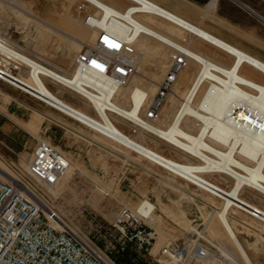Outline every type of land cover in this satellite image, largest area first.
<instances>
[{"label": "rangeland", "instance_id": "1", "mask_svg": "<svg viewBox=\"0 0 264 264\" xmlns=\"http://www.w3.org/2000/svg\"><path fill=\"white\" fill-rule=\"evenodd\" d=\"M116 1L119 4L122 2V6L128 4L125 0ZM155 1L264 60V0L223 1L222 12L227 14L229 19L236 23V26L230 25L225 19L218 16L214 12L216 9L213 11L208 5L205 8L194 0ZM70 3L73 5L71 6ZM80 7L82 10H79ZM67 8L72 12L75 25L69 22ZM95 13L96 10L83 0H0V34L16 41L24 48L25 53L33 55L39 60H44L48 66L60 72L69 74L74 70L77 55L82 50L94 45L95 41L90 39L83 42L80 29L87 15ZM59 14H63L62 17ZM72 26L76 29L71 28ZM84 26L88 31L91 30L87 25L84 24ZM188 39L200 49L216 51L206 43L199 44V41L192 36H189ZM147 41L154 52L152 50L150 54L144 53L140 47L137 48L140 56V70L136 79H142L141 87L151 92L150 80H155L158 85L168 68L162 67L153 57L157 52L159 55L161 51L160 55H165V57L167 55V60L171 62L169 56L171 52H169L168 47H164L154 40L149 39ZM78 49L80 50L78 51ZM216 52L226 61L229 60L222 52ZM0 65L13 70V73L19 76L28 75L29 69L26 66L19 65L20 67L14 70L13 64H9L1 58ZM188 67L183 69L178 76L177 83H179L177 86L179 88L174 85L173 91L169 94L161 110L160 120L155 123L156 125L164 124L163 126H166V123L168 125L179 108L181 99L178 96H181L182 92H177V96L174 91L186 89L189 85L188 79L192 78L197 71V67L193 68L188 71L189 77L184 78L183 72ZM252 71L257 80L264 81V76L254 69ZM145 78L147 80H144ZM48 85L51 90L68 103L92 116H96L93 107L83 96L74 94L59 85L51 83ZM0 91L13 98V100H8L0 92V163L5 168L7 167L11 174L24 175L31 185L46 195L45 189L25 175L27 169L25 163L30 160L38 141H51L53 146H56L78 167L69 179L62 178L56 187L58 192L56 207L71 224L90 237H95L104 249L113 251V256H118L114 240V238L117 240L118 237L112 227L114 218L123 206L135 209L143 200L153 203L156 206L153 215L160 216L154 225L149 221L157 233V240L152 250V255L157 260L160 259L158 255L163 246L173 242L181 244L186 236L192 232V227L205 230L206 237L218 249L220 245H227L228 248L235 251V248L229 244L228 237L222 233L221 227L220 231L217 229V212L206 205V202H210L209 197H211L207 192L136 153L103 138L87 126L2 80H0ZM121 101L127 103L123 98ZM13 112L17 114H12ZM2 114L11 118L14 123L10 124ZM190 120L193 121L188 119L186 127L191 132L195 129L193 130L195 133L198 127L194 126V121L191 122ZM116 123L125 133L165 156L171 157L176 153L179 154L170 146L147 136L140 130L133 133V128L123 122L116 121ZM77 131L112 149H121L125 159L89 142L79 136ZM211 178L219 179L223 188L228 189L232 185L230 180L219 175H214ZM167 182L178 186L180 189L172 187ZM103 188L107 189L110 194L105 195L101 191ZM187 193H194L198 199H192ZM243 197L264 209V196L260 193L244 191ZM216 202L218 206L221 205L220 199H216ZM234 217L251 221L264 232V224L248 214L241 213L234 215ZM240 237H243L241 240L246 247V239L251 242L256 241L251 235L244 234ZM259 243L264 245L262 241ZM130 250L133 251L132 248ZM248 252L255 264H264V251L258 255L250 250ZM137 256L145 264L151 260L147 255Z\"/></svg>", "mask_w": 264, "mask_h": 264}, {"label": "bare ground", "instance_id": "2", "mask_svg": "<svg viewBox=\"0 0 264 264\" xmlns=\"http://www.w3.org/2000/svg\"><path fill=\"white\" fill-rule=\"evenodd\" d=\"M83 1L96 10L95 14H88L86 19H83L84 23L80 29L83 42L87 39L96 42L101 32L112 33L127 38L133 42L136 49L140 47L142 52L150 54L152 50L154 52V49L147 40L151 39L169 49L176 47L188 56L189 67L183 72L184 78L189 77L188 71L197 67L194 76L188 79V87L182 91L179 89L174 91L177 96V92H182V95L178 96L181 103L179 102L180 106L174 115L172 114V120L168 125L166 123V126H163L164 124L146 126L138 121L139 116L145 113L147 105L156 95H153L155 91L157 92L158 87L155 80H150L151 92L141 87L142 79H136V76L126 86L116 90L112 89L107 93L102 92V95L99 96L81 91L96 113V116H92L65 101L48 85L51 83L64 88L71 87L70 84L74 82L73 78H75V82L79 78L76 69L70 73L71 76H68L67 72L63 73L44 65L39 59L30 57L13 47L8 43L9 41L3 40L0 34V58L9 64L25 65L29 69L28 75L22 77L12 74L8 68L0 65V70L6 73L1 77V80L26 94L37 97L52 108L92 129L103 138L136 153L207 192L211 197H209L210 202H206V205L217 212V229L220 231L221 227L222 233L228 237L229 244L235 248L234 251L227 245H220V254L236 264H255L248 250L253 251L255 255L264 251V245L259 243L262 241L264 244V232L253 222L238 219L234 215L241 213L249 215L253 209L264 213L262 207L243 197L244 191L255 192L258 189L264 193V138L255 134V110L264 116V81L257 80L252 71L254 69L264 76V60L155 0H125L128 4L124 6L121 5V1L119 4L116 0ZM217 3L218 0H210L207 5L214 11ZM70 5L73 4L70 3ZM66 12L70 24L75 25L70 9L67 8ZM62 15L60 16L62 17ZM84 24L91 30L88 31ZM77 28L79 29V26ZM41 35L43 34L41 33ZM189 36L198 40L199 44L206 43L216 51L222 52L229 60L226 61L216 51L200 49L189 41ZM160 52L159 55L157 52L153 58L162 67H169L170 60H167V55L166 57L160 55ZM66 55L68 56V54ZM41 61L44 60L41 59ZM64 63L66 64V62ZM81 78L93 82V87L102 91L103 84L99 81L86 74ZM176 83L177 86L179 82ZM177 87L179 88V86ZM6 98L9 100L8 97ZM122 98L126 100V104L121 101ZM234 111H236L235 114H233ZM188 119L194 121V126L198 127L197 132L193 133L195 129L191 132L186 127ZM116 121H121L170 146L183 155L187 162L167 157L136 140L125 133ZM244 122H247V125H244ZM76 133L89 142L125 159L121 149H112L83 135L82 132L77 131ZM45 141L51 144V141ZM70 161L71 166L65 179H69L73 171L78 168L72 160ZM25 164L28 165L27 162ZM0 174L3 176L11 174L2 163H0ZM214 175L230 180L232 185L228 189L223 188L210 180ZM168 184L180 189L174 184ZM58 185L50 189V192L55 196L58 193L56 191ZM101 191L105 195L110 194L105 188ZM190 197L194 200L198 199L195 195ZM216 199L221 200L220 206L217 205ZM149 204L151 209H156L153 203L149 202ZM139 206L140 204L135 209H138ZM159 217L152 215L149 219L150 223L154 225ZM194 229L195 227H192V230ZM244 234L254 236L256 239L252 242L248 239L245 240L248 249L241 240L243 237H240ZM174 263V260L168 261V264Z\"/></svg>", "mask_w": 264, "mask_h": 264}, {"label": "built area", "instance_id": "3", "mask_svg": "<svg viewBox=\"0 0 264 264\" xmlns=\"http://www.w3.org/2000/svg\"><path fill=\"white\" fill-rule=\"evenodd\" d=\"M170 51L167 72L158 83L156 95L145 113L138 118L143 125L150 126L160 120L161 109L178 76L188 66L185 53L176 47H171ZM14 66L19 68L18 64ZM74 69L79 78L76 82L73 78L71 87L66 88L80 96H84L81 91L99 96L102 92L126 86L139 73L140 56L132 41L101 32L93 46L77 55ZM85 74L102 83V91L93 87V82L81 78ZM4 75L6 73L0 70V79ZM67 75L71 76L70 73ZM136 132L133 128V133ZM255 134L264 138V116L257 110ZM70 166V159L57 147L38 141L25 175L45 189L46 195L22 174H0V264H121L118 258L125 254L130 264H145L137 255L149 256L148 264H168L173 260L174 264H236L224 258L206 237L205 230H199V227H195L181 244L173 242L163 246L157 260L152 255L157 233L148 223L155 209L149 207L148 200H143L138 209L123 206L114 218L112 227L118 237L117 240L114 238L118 256H113V251L104 249L95 237L71 224L55 205L57 197L50 189L60 183ZM256 191L264 195L258 189ZM249 215L264 224V213L260 210L253 209Z\"/></svg>", "mask_w": 264, "mask_h": 264}, {"label": "crops", "instance_id": "4", "mask_svg": "<svg viewBox=\"0 0 264 264\" xmlns=\"http://www.w3.org/2000/svg\"><path fill=\"white\" fill-rule=\"evenodd\" d=\"M195 2H197L198 4H200V5H203V6H205V8H206V5L208 4V2L210 1V0H194ZM223 1H225V0H218V3H217V7H216V10L214 11V12H216L217 14H218V16H220V17H222L223 19H225L230 25H233V26H236L235 24L236 23H234V22H232V20L231 19H229V17H228V15L227 14H225V13H223L222 12V10H223ZM213 12V13H214ZM1 38L3 39V40H5V41H9L8 43H10L13 47H15L16 49H18L19 51H21V52H24L25 53V50H24V48L21 46V45H19L16 41H14V40H10V38H5L4 36H2L1 35ZM22 48V49H21ZM27 54V53H26ZM27 55H29V54H27ZM30 57H33V58H37V57H34L33 55L31 56V55H29ZM38 59V58H37ZM16 64V63H15ZM15 64H13V65H15ZM2 67H4V65H1ZM20 66H25V65H20ZM19 66V67H20ZM5 68V67H4ZM15 69H18V68H15L14 67V70ZM9 71L12 73V74H14V75H16V76H19V75H17V74H15V73H13V70H10L9 69ZM21 76V75H20ZM27 76V75H26ZM22 77H25V76H22ZM1 80V79H0ZM4 96H6V97H8L9 98V100H13V98L11 97V96H9V95H7V94H5V93H3L2 91H0ZM12 114H17V113H15V112H13ZM3 115V117L5 118V119H7V121H9V123L10 124H13L14 122L12 121V119L11 118H7V116L5 115V114H2ZM14 115V116H15ZM4 133V132H3ZM3 135V134H2ZM168 157V156H167ZM170 158H172V159H175V160H177V161H180V162H186L187 161V159L183 156V155H181L180 153L178 154V153H176V154H174V155H171V157ZM210 180H212L213 182H215V183H217L218 185H220V186H223V184L220 182V180L219 179H216V178H210ZM147 185H148V183H147ZM149 186V185H148ZM148 191H149V189H147ZM189 196H191V195H194V193H187ZM196 196V195H195ZM197 197V196H196ZM260 206V205H259ZM261 207V206H260Z\"/></svg>", "mask_w": 264, "mask_h": 264}, {"label": "trees", "instance_id": "5", "mask_svg": "<svg viewBox=\"0 0 264 264\" xmlns=\"http://www.w3.org/2000/svg\"><path fill=\"white\" fill-rule=\"evenodd\" d=\"M118 259H119L121 264H130L127 254H125L123 256H119Z\"/></svg>", "mask_w": 264, "mask_h": 264}]
</instances>
